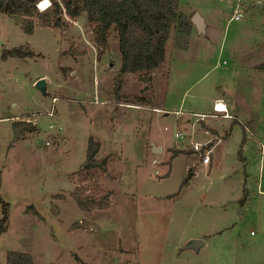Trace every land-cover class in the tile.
<instances>
[{
	"label": "rangeland",
	"instance_id": "374dc122",
	"mask_svg": "<svg viewBox=\"0 0 264 264\" xmlns=\"http://www.w3.org/2000/svg\"><path fill=\"white\" fill-rule=\"evenodd\" d=\"M33 1L32 17L0 13L1 188L11 207L0 264L11 251L36 264H264V0H180L191 27H173L165 62L123 75L119 94L115 28L100 45L85 13ZM69 1L72 10L82 3ZM15 48L35 55L2 57ZM217 98L237 107V119L206 120L224 141L205 166L185 151L192 137L207 140L202 123L193 131V115H212ZM178 130L189 139H176ZM90 137L102 140L97 160L108 171L83 168ZM77 191L107 195L110 206L83 211ZM197 238L206 247L186 249Z\"/></svg>",
	"mask_w": 264,
	"mask_h": 264
},
{
	"label": "trees",
	"instance_id": "16d2710c",
	"mask_svg": "<svg viewBox=\"0 0 264 264\" xmlns=\"http://www.w3.org/2000/svg\"><path fill=\"white\" fill-rule=\"evenodd\" d=\"M63 2L69 16L77 18L82 13L87 15L90 22L94 24V34L98 44L107 45L109 31L112 27L115 28L119 36V50L123 60L121 74L118 75L115 86L118 94L122 88L123 75L137 71L150 73L165 62L166 46L173 27L180 23V28L186 32L191 27V24L185 21L186 16L178 10L180 0H82L76 10L71 9L69 0H63ZM54 5L56 13L60 15L61 4L55 2ZM34 10L36 11L33 0H0V13L9 14L14 18L18 15L32 17ZM59 22L60 19H58ZM22 26L27 34L34 33V20L25 18ZM34 55L31 50L15 48L5 49L2 57L5 60L9 57L24 59ZM87 149V159L83 168L87 171H108L107 161L97 160L101 144L94 137L89 138ZM2 183L3 171L0 170V237L8 231L11 211L10 205L2 197ZM79 191L74 192L73 196L83 211L94 212L110 206L107 195L98 199L90 195L82 196ZM7 263L36 264L31 254L14 251L8 254Z\"/></svg>",
	"mask_w": 264,
	"mask_h": 264
},
{
	"label": "built area",
	"instance_id": "2783aa9c",
	"mask_svg": "<svg viewBox=\"0 0 264 264\" xmlns=\"http://www.w3.org/2000/svg\"><path fill=\"white\" fill-rule=\"evenodd\" d=\"M40 6V5H39ZM49 5L48 7H50ZM48 9V8H47ZM46 9V10H47ZM57 100L54 99V102ZM214 112L212 115H207V114H199V113H194L193 117H197V121H205L208 118H218L221 117L223 119H230L231 118H236V116L230 115L229 113V107H227V104L225 103L224 99H219L216 100L213 104ZM180 113V112H177ZM50 115H54V112L50 113ZM247 132L251 133V129L247 127V125H243ZM175 138L178 139L179 141H184L189 139V135L186 132L183 131H178L176 132ZM217 139L216 137L210 138L205 142H200V141H190V146L192 150V155L197 157L198 164H203L210 166L211 161H212V155H213V142L214 140ZM192 140V139H191ZM49 144V143H48ZM262 153L264 154V145L262 148ZM153 164H156L155 161L153 160ZM195 166V165H194Z\"/></svg>",
	"mask_w": 264,
	"mask_h": 264
},
{
	"label": "crops",
	"instance_id": "0c3cea01",
	"mask_svg": "<svg viewBox=\"0 0 264 264\" xmlns=\"http://www.w3.org/2000/svg\"><path fill=\"white\" fill-rule=\"evenodd\" d=\"M40 79H42V78H39L38 80H40ZM35 81V82H39V81ZM47 81V80H46ZM219 99H222V98H217L216 100H219ZM215 100V101H216ZM214 101V102H215ZM225 101V100H224ZM214 102L212 103V108H213V104H214ZM225 103H226V101H225ZM227 104V103H226ZM137 106H139V105H137ZM134 107V106H133ZM227 107H229V113H230V115H233V116H235L234 114H232V111L233 112H237V107H235L233 104H227ZM146 108H148V107H146ZM152 109H154V110H157L158 112L160 111H163L164 109H162V108H160V107H155V108H152ZM213 110H214V108H213ZM54 112H55V110H53ZM56 113V112H55ZM199 114H202V113H199ZM218 118H221V117H218ZM218 118H214V119H218ZM221 119H223V118H221ZM207 120V119H206ZM206 120L205 121H197V119H196V121L194 122V124H191V127L193 128V131H194V129L196 128V125L198 124V123H202V125H203V127H205V129H206V131H205V134H206V136H208L207 137V140L208 139H210V138H213V137H216L217 139H215L214 140V142H213V155H214V153H215V149H216V147L218 146V144H221V143H223V141H224V138L223 137H221L220 135H219V130L217 129H212L211 127H209L205 122H206ZM228 120V119H227ZM230 120V119H229ZM190 121V120H189ZM184 123H186V121L185 120H182V125H186V124H184ZM178 131H180V130H178ZM177 131V132H178ZM194 133V132H193ZM175 135H176V133H175ZM149 136H150V134H149ZM150 138H151V136H150ZM192 140H193V137H192ZM191 140V141H192ZM195 140V139H194ZM193 140V141H194ZM206 140V141H207ZM99 142H100V144H101V151L103 150V143H102V140L100 141V140H98ZM195 141H198V140H195ZM205 142V141H204ZM154 145V144H153ZM165 144H161V145H159V144H155L154 146H161V147H163V152H165V147L166 146H164ZM179 148H176V150H178ZM179 150H181V149H179ZM101 151H100V153H101ZM185 151V150H184ZM163 152H161V153H163ZM186 153H188V154H191L192 155V152H191V150L190 151H185ZM99 153V154H100ZM99 154L97 155V159L98 160H101V159H99L98 157H99ZM213 155H212V161H213ZM106 156H111V155H106ZM105 156V157H106ZM104 157V158H105ZM154 161H155V163L157 164V160L154 158ZM212 161H211V165H212ZM205 166H207V165H205ZM160 173V169H159V167L156 169V171H155V174H156V176H158V174ZM121 179V178H120ZM242 215H243V212L241 213ZM242 217V216H241ZM252 235H253V233H252ZM206 242V241H205ZM206 247V245L204 246V247H202V249L200 250V251H202L204 248Z\"/></svg>",
	"mask_w": 264,
	"mask_h": 264
},
{
	"label": "water",
	"instance_id": "95a60500",
	"mask_svg": "<svg viewBox=\"0 0 264 264\" xmlns=\"http://www.w3.org/2000/svg\"><path fill=\"white\" fill-rule=\"evenodd\" d=\"M192 22L194 23V25L196 26V29L198 31L199 34H205L206 33V22L204 20V18L202 17V15H200L199 13H195L194 17L192 18ZM261 69H264V65L260 66ZM36 88L38 90L41 91L42 94L46 93L47 91V81L46 79H42L39 82H37L36 84ZM153 147V152L155 154L157 153H161L163 152V147L161 146H154ZM193 174H190V177H192ZM206 245V242L204 239H192L190 240L187 245H186V249H190V250H194L196 252L200 251L202 249V247H204Z\"/></svg>",
	"mask_w": 264,
	"mask_h": 264
},
{
	"label": "bare ground",
	"instance_id": "6f19581e",
	"mask_svg": "<svg viewBox=\"0 0 264 264\" xmlns=\"http://www.w3.org/2000/svg\"><path fill=\"white\" fill-rule=\"evenodd\" d=\"M41 3V2H40ZM48 8V7H47ZM40 9V8H39ZM46 10V9H45Z\"/></svg>",
	"mask_w": 264,
	"mask_h": 264
}]
</instances>
